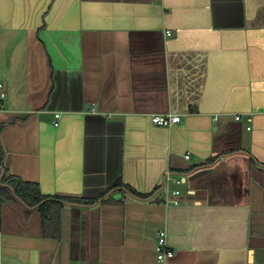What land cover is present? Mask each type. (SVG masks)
<instances>
[{"label":"crops","instance_id":"0c3cea01","mask_svg":"<svg viewBox=\"0 0 264 264\" xmlns=\"http://www.w3.org/2000/svg\"><path fill=\"white\" fill-rule=\"evenodd\" d=\"M0 91L7 172L98 198L45 234L0 201V264H158V229L164 264H264V0H0Z\"/></svg>","mask_w":264,"mask_h":264},{"label":"trees","instance_id":"16d2710c","mask_svg":"<svg viewBox=\"0 0 264 264\" xmlns=\"http://www.w3.org/2000/svg\"><path fill=\"white\" fill-rule=\"evenodd\" d=\"M3 159L4 149L0 141V201L18 200L21 201L26 207H35V210L40 216L43 234H45L47 230L49 231L50 228H53L58 232L63 201L88 204L93 203L98 199L85 200L81 197L43 195L40 193L37 183L23 181L19 177L9 174L3 165ZM129 191L132 194L139 196L137 192L133 190ZM119 192L123 193L122 190H119Z\"/></svg>","mask_w":264,"mask_h":264},{"label":"built area","instance_id":"2783aa9c","mask_svg":"<svg viewBox=\"0 0 264 264\" xmlns=\"http://www.w3.org/2000/svg\"><path fill=\"white\" fill-rule=\"evenodd\" d=\"M166 35H170V31H165ZM5 94L0 91V99H3ZM54 122L53 125L56 126L58 124L57 119L60 117L59 113H54ZM152 124L159 126V127H171L175 124H177L179 120V116L177 114H171V113H164V114H152L150 116ZM238 119V117H236ZM185 158H188V154L185 155ZM166 180L170 182H174L177 184H180V179L174 177L172 174L168 173L166 174ZM167 193H169L171 196H179L180 191L179 190H171L167 189ZM172 202L175 204L178 201L172 200ZM154 254L155 259L158 264H164L167 259L171 258L173 256V251L170 248L168 241H167V234L166 231L163 229H158L155 231V244H154Z\"/></svg>","mask_w":264,"mask_h":264},{"label":"water","instance_id":"95a60500","mask_svg":"<svg viewBox=\"0 0 264 264\" xmlns=\"http://www.w3.org/2000/svg\"><path fill=\"white\" fill-rule=\"evenodd\" d=\"M40 13V12H39ZM38 12L36 13V18H38V15H39V18L41 17V15L44 13V11H42L40 14H39ZM149 120H150V122H151V119L149 118ZM165 171V170H164ZM163 171V172H164ZM162 172V173H163ZM200 173H202V172H196V173H194V174H192V175H190V176H188V180H191V179H193V178H195V177H197L198 175H200ZM164 174V173H163ZM163 174H161V175H159V177H158V179H157V181H156V184L157 183H159V186H158V189L160 190V189H162L163 188V184H164V180H165V174L163 175ZM155 185V184H154Z\"/></svg>","mask_w":264,"mask_h":264},{"label":"rangeland","instance_id":"374dc122","mask_svg":"<svg viewBox=\"0 0 264 264\" xmlns=\"http://www.w3.org/2000/svg\"><path fill=\"white\" fill-rule=\"evenodd\" d=\"M169 187L171 188V187H178V188H182L183 187V185L182 184H175L174 182H170L169 183ZM148 220V219H147ZM146 224H148L147 226L148 227H151L152 226V223H151V221L150 222H148V223H146ZM151 225V226H150ZM148 231H149V233H151V228H149V230H146V232L148 233ZM152 256H154V252L152 251Z\"/></svg>","mask_w":264,"mask_h":264}]
</instances>
